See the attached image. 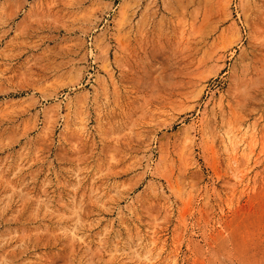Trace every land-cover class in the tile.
Listing matches in <instances>:
<instances>
[{
    "label": "rangeland",
    "instance_id": "1",
    "mask_svg": "<svg viewBox=\"0 0 264 264\" xmlns=\"http://www.w3.org/2000/svg\"><path fill=\"white\" fill-rule=\"evenodd\" d=\"M0 264H264V0H0Z\"/></svg>",
    "mask_w": 264,
    "mask_h": 264
}]
</instances>
